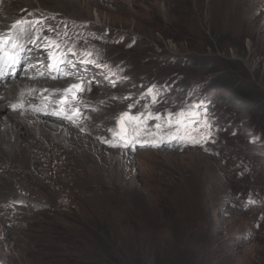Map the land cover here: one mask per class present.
Here are the masks:
<instances>
[{
    "label": "rangeland",
    "instance_id": "rangeland-1",
    "mask_svg": "<svg viewBox=\"0 0 264 264\" xmlns=\"http://www.w3.org/2000/svg\"><path fill=\"white\" fill-rule=\"evenodd\" d=\"M236 2L75 0L51 10L66 16L52 29L94 39V57L67 58L96 61L73 67L98 84L85 103L100 117L85 126L105 123L91 139L116 146L79 167V182L51 187L36 150L10 161L0 154V264H264V0ZM68 17L88 30L66 26ZM105 96L107 111L92 106ZM146 110L162 119L125 146L120 115ZM182 111L196 116L177 124Z\"/></svg>",
    "mask_w": 264,
    "mask_h": 264
},
{
    "label": "bare ground",
    "instance_id": "bare-ground-1",
    "mask_svg": "<svg viewBox=\"0 0 264 264\" xmlns=\"http://www.w3.org/2000/svg\"><path fill=\"white\" fill-rule=\"evenodd\" d=\"M74 1L36 0L38 3L36 4L34 0H0V34L13 35V26L17 25L18 21L30 22L29 11L37 6H42L43 8H37L43 10L41 13L39 12L41 17H35L34 21H32H39L36 27L42 29V36L62 41V49L58 51L66 52L67 57L72 53L83 55L85 52H91L92 55L89 57H94L95 51H91V46L95 45L94 39L90 37L85 39L80 36V33L59 32V28L52 29L58 27V25L53 23V20L58 22L60 18H65L66 16L62 14L61 17H56L51 10L55 7L61 9L74 8ZM245 1L237 0L236 4L239 6L244 5ZM253 2L255 0H252ZM23 6L28 7V12H23ZM44 7H47L48 10L44 9ZM75 11V13H82L78 9H75ZM69 19L65 23L66 26H72L79 30L81 28L88 30L76 24V20ZM24 27L27 28L28 25L25 24ZM49 29L52 30L49 31ZM32 31L35 34L34 29ZM52 33H55V35ZM75 38L77 43L72 45ZM37 43H43V41H37ZM86 45H89V47H86ZM82 46L84 47L82 48ZM69 47L72 48V52H67ZM27 49H29V51L27 50L28 54L26 53L27 51L22 53L24 56L21 62L24 63L23 67L20 64L15 69H9L8 71L14 72V75H8L4 79H0V154L7 161H10L14 158L17 159L18 156H25L26 153L33 152L35 154L37 151V154L43 156V158L39 159L42 162L40 178L46 181L47 187L70 181L79 182L80 180L77 177L78 168L92 164L91 161H94V154L95 163L99 162L102 158V147L110 144L108 141H111V144H116L114 140L107 136L103 137L105 138L103 141L98 138L91 139V136L96 138L98 135L103 134L105 123L100 125L97 130H94V125L85 126V121L97 122L100 117V114L90 113L85 103V94L89 87H93V90H95L98 88V84H95L94 81L88 83L89 81L84 82L76 78L77 75L74 72L76 69H73V65L79 70L86 69L89 64L83 63L69 64L66 62L60 65V72L54 73L56 78L48 79L46 77L53 72L48 67L52 63L51 59L48 58L49 50L37 48L33 44H30ZM67 57L66 61H68ZM68 74H71L70 77H64V75ZM78 83H83L85 89L83 92L74 90L75 97L71 94L67 97L62 95L66 88ZM105 98L104 101L91 105L97 107L99 111H107L108 109L104 108L111 104V98L109 99V96H105ZM57 101L62 103H57ZM47 102H49L48 105ZM13 104H23V107L14 110L11 107ZM61 109L72 115L73 119L69 120L61 115L51 114L52 112H60ZM50 116L63 120H55L50 118ZM80 128L87 129L89 134H81L79 132ZM63 131L66 132L65 138L69 142L68 145L64 143ZM52 141L57 143L54 148L49 147ZM43 144L48 151L37 149ZM16 148L18 153L15 152ZM261 153L264 155V151H261ZM80 161H84V163L80 164ZM68 162L73 164V168L69 166Z\"/></svg>",
    "mask_w": 264,
    "mask_h": 264
},
{
    "label": "snow or ice",
    "instance_id": "snow-or-ice-1",
    "mask_svg": "<svg viewBox=\"0 0 264 264\" xmlns=\"http://www.w3.org/2000/svg\"><path fill=\"white\" fill-rule=\"evenodd\" d=\"M27 24L28 27L25 28L24 25ZM39 24V21L36 22H28V21H18L17 25H14V34L8 36L7 34H0V79H4L8 75H14V72H9V69H15L18 65L21 64L24 56L22 53L25 52L26 44L36 45L37 48H43L48 51V58L51 59L52 63L48 66L53 72H60V65L65 64L66 62L70 63V61H66L67 53L64 51H58L62 49L63 42L57 41L55 39H51L46 36H42V29L36 27ZM34 33L33 34V30ZM51 31V29H49ZM27 38V39H26ZM37 41H43V43H37ZM67 52H72V48L69 47ZM75 55V53H73ZM91 52H85L84 56H91ZM83 64H96L95 60L84 59L81 61ZM99 66V65H97ZM74 67V65H73ZM88 83H91L90 81ZM74 90H78L83 92L85 89L83 87V83L72 84L70 87L66 88L62 95L67 97L71 94L75 97ZM149 94L153 96L152 103H156V94L153 90H149ZM57 103H62L61 101H57ZM14 110L17 108H22L23 104H13L11 106ZM131 107H135V105H130ZM54 115H61L65 119L72 120V115L66 113L63 109L60 112H52ZM78 114V113H77ZM188 116L195 117L196 113L189 112H180L178 114V119L176 121L177 124H182L184 119H187ZM171 114H169V119L165 121L169 126H171L170 120ZM156 120L160 121L162 117L160 115H154L151 111H142L137 115H130L129 112H124L120 115L118 119L119 123V131L116 132V135L120 137L122 141L125 142V146H128L130 142L140 143L139 137L141 135H151L150 131L143 132V129L147 126V120ZM127 122V126L125 124ZM162 125L157 123L155 125L156 129H161ZM194 131H199V129H195ZM186 135L188 140L192 143H199L200 141L196 140L195 137L191 135V132L187 131ZM206 139H210V136L206 137ZM111 144V141H108ZM112 146H116L112 144ZM158 146V145H154Z\"/></svg>",
    "mask_w": 264,
    "mask_h": 264
}]
</instances>
